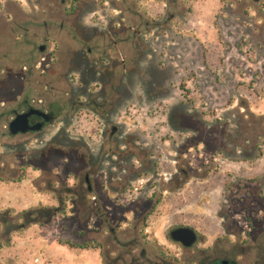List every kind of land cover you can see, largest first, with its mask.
I'll use <instances>...</instances> for the list:
<instances>
[{
  "label": "rangeland",
  "instance_id": "rangeland-1",
  "mask_svg": "<svg viewBox=\"0 0 264 264\" xmlns=\"http://www.w3.org/2000/svg\"><path fill=\"white\" fill-rule=\"evenodd\" d=\"M53 1L32 0L24 9L0 1L11 24L32 29L28 40L66 38L50 42L48 52L69 60L60 83L47 52L17 57L0 46V264H49L40 256L57 248V225V240L84 242L82 232L101 214L115 230H105L108 239L137 240L149 255L184 264L188 252L171 238L174 228H196L213 247L229 193L250 180L263 200L247 207L264 209V176L242 177L232 167L247 160L258 168L264 160V0H67L51 13L62 2ZM108 32L131 41L120 44L125 72L116 58L101 67L87 52ZM23 66L32 72L20 77ZM24 85L52 100L65 91L68 108L79 96L80 118L11 136L13 87ZM61 256L86 264L81 255Z\"/></svg>",
  "mask_w": 264,
  "mask_h": 264
},
{
  "label": "flooded vegetation",
  "instance_id": "flooded-vegetation-1",
  "mask_svg": "<svg viewBox=\"0 0 264 264\" xmlns=\"http://www.w3.org/2000/svg\"><path fill=\"white\" fill-rule=\"evenodd\" d=\"M34 1V0H33ZM49 1V6L54 3L53 0ZM126 1V0H124ZM67 0H62L61 5H57L54 10H61L60 7L66 4ZM16 19V18H14ZM49 19H54L52 16ZM123 25L127 26L129 30L137 32L136 29H132V26L128 24L127 19L122 17ZM35 21V20H34ZM38 23V22H35ZM34 23V24H35ZM45 25L46 22H45ZM53 25V24H52ZM64 26V24H60ZM54 26V25H53ZM55 31L54 29L50 30ZM51 40V36H44L40 43L36 46L37 51L40 54H45L48 49ZM82 42V40L80 41ZM131 43L128 37H117L112 33H104L100 38L96 40V50L94 51L92 46H88V54H93V62L97 65L103 67V59L116 58V61L121 63V71H126V59L123 57L125 52L123 47L127 43ZM121 47V48H120ZM49 50V49H48ZM44 51V52H41ZM33 55L37 52H32ZM49 55V62L47 65L51 70L58 69L57 77L60 83L65 82V74L68 71L67 60L63 52H56L54 49L47 52ZM122 56V58H120ZM45 60V58H42ZM23 71L20 75L31 74V70L26 66L21 68ZM52 80L51 83H53ZM27 84H29L27 82ZM16 92L14 98V106L8 111L9 119L7 120V129L11 136H34L46 130H50V127L57 122L72 120L73 118H80V113H77V106L82 105V100L78 96L74 101L70 103L72 107L68 108V103L66 101L67 93L65 91L58 92L57 99H49L42 95L33 96L31 95L30 87L18 86L13 87ZM106 103L109 101L108 96H104ZM4 105V104H3ZM26 114V120L28 122V128L26 131H20L17 134H11L9 124L15 119L17 114ZM116 128V127H115ZM112 129L111 136L114 135L115 131ZM80 180H83V176L79 174ZM84 181L89 184L87 192L92 191V186L90 185V176L85 174ZM259 184L251 182H246L245 186L240 185L239 189L235 193H229L231 196V201L225 206L222 215V232L217 238V243L211 247L207 246L205 240H202L200 232L196 229L197 240L190 246L185 247L187 250V256L184 259V264H264V209H249V203L252 199L257 197L260 201L263 200L262 194L259 189ZM79 198L83 196L77 191ZM93 199H97L96 196ZM152 213L148 212L144 218H147ZM2 221L0 220V223ZM193 228V227H192ZM108 230L111 234L115 233L114 228L109 225V219L105 218L103 214L98 215V221L94 226V229L89 232H82L83 235L87 236V239L82 244L89 243L92 250L98 251L99 254V264H178L177 258H166L163 260L161 256L149 255L144 247H141L140 242L137 240H110L108 239V234L105 232ZM181 244V243H180ZM138 253L135 249L140 248ZM84 249V248H83ZM86 249V248H85ZM114 255V256H112ZM180 264V263H179ZM183 264V263H181Z\"/></svg>",
  "mask_w": 264,
  "mask_h": 264
},
{
  "label": "crops",
  "instance_id": "crops-1",
  "mask_svg": "<svg viewBox=\"0 0 264 264\" xmlns=\"http://www.w3.org/2000/svg\"><path fill=\"white\" fill-rule=\"evenodd\" d=\"M2 1L4 4L2 6H6V7H11L13 6V4L15 3L17 6H19V8L24 9L25 5L30 6V3L32 0H0ZM4 6V7H5ZM3 11V9H0V40H3L5 42V44H1L0 46H6V48L12 52V54H15L17 57H21L23 56L24 52H40L37 51L36 46L40 43L38 40L37 41H30L28 40V37H25V32L28 31V34L31 33L32 29H24L22 26L20 27L19 23H16L15 25L11 24V20L4 17L3 14H1ZM27 36V34H26ZM57 42V44L62 43V42H67L68 40L65 38L64 40H61V38H58L57 40H55ZM52 41V42H55ZM72 41V40H71ZM9 47V48H8ZM44 52V51H41ZM48 52V49L45 51ZM249 161L247 160H240V161H235L233 162V168L234 169H238L240 170L242 177L243 176H248V178H250L251 175H257V176H264V160L263 157L259 159L258 163L259 167L257 168L254 165H249L248 163ZM256 169H261V172H258ZM261 177V178H262ZM252 181V180H250ZM256 182V181H253ZM16 187V186H15ZM14 187V188H15ZM8 188H13V187H8ZM17 188V187H16ZM53 225H38L37 227H39L41 230L45 229L46 227H51ZM45 227V228H44ZM57 228V232H62V229L59 228V226H56ZM58 233L56 235L55 238V245L57 244V248H53L52 251L49 250V247H47L43 255L40 256L41 261H45L46 258H48L50 260L49 264H67V262H63L62 261V256L61 255H65L67 256L66 258L71 260L76 258L77 256L84 257L86 264H99V254L98 251L96 250H92L91 248H74L71 249L66 245H63L59 242V239L57 240V237L59 236ZM64 240V239H63ZM71 241L81 243V241L77 240V239H69ZM21 243V242H20ZM20 243L18 244V249L21 251V255L23 257H25L26 259L28 257H31V252L29 251V246L28 245H24V247H22L20 245ZM44 241L40 240L39 244H43ZM45 245V243H44ZM49 245V244H48ZM61 247V249L59 248ZM66 247V248H65ZM45 248V247H43ZM42 248V249H43Z\"/></svg>",
  "mask_w": 264,
  "mask_h": 264
},
{
  "label": "water",
  "instance_id": "water-1",
  "mask_svg": "<svg viewBox=\"0 0 264 264\" xmlns=\"http://www.w3.org/2000/svg\"><path fill=\"white\" fill-rule=\"evenodd\" d=\"M11 134H17L20 131H26L28 128V122L26 120V114L19 113L13 121L9 124ZM116 128L114 127V130ZM171 238L178 243H181L185 247L192 246L197 240V233L194 228L189 226H180L174 228L170 232Z\"/></svg>",
  "mask_w": 264,
  "mask_h": 264
},
{
  "label": "trees",
  "instance_id": "trees-1",
  "mask_svg": "<svg viewBox=\"0 0 264 264\" xmlns=\"http://www.w3.org/2000/svg\"><path fill=\"white\" fill-rule=\"evenodd\" d=\"M59 242L63 245H66L68 246L69 248L71 249H74V248H87V247H90V244L89 243H86V244H82V243H78V242H74V241H71L69 239H59Z\"/></svg>",
  "mask_w": 264,
  "mask_h": 264
}]
</instances>
